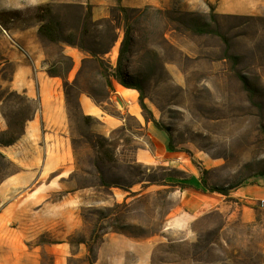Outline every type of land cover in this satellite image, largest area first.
Returning <instances> with one entry per match:
<instances>
[{
	"label": "rangeland",
	"instance_id": "obj_1",
	"mask_svg": "<svg viewBox=\"0 0 264 264\" xmlns=\"http://www.w3.org/2000/svg\"><path fill=\"white\" fill-rule=\"evenodd\" d=\"M44 14L58 22L57 43L37 32ZM86 14L94 35L100 34L96 48L113 64L123 27H130L133 42L124 62L147 111L137 98V115L127 113L115 100L123 101L119 89L103 105V80L93 68L77 74L86 53L63 36ZM196 21L209 22L220 36L194 33ZM13 52L39 59L69 84L77 77V88H68L72 103L66 99L73 169L44 204L78 192L77 206L94 237L114 229L155 236L156 264H264V198L241 197L264 184V0H0L4 129L7 121L24 124L37 105L10 86ZM73 52L77 67L68 69L63 57ZM93 91L94 102L119 121L116 127L75 115L80 93ZM168 136L174 151L166 149ZM17 169L0 163V180ZM202 176L208 186L232 187L224 207L198 216L186 232L165 230L169 213L181 206L179 192L190 187L183 184ZM35 238L55 240L46 232Z\"/></svg>",
	"mask_w": 264,
	"mask_h": 264
},
{
	"label": "crops",
	"instance_id": "obj_2",
	"mask_svg": "<svg viewBox=\"0 0 264 264\" xmlns=\"http://www.w3.org/2000/svg\"><path fill=\"white\" fill-rule=\"evenodd\" d=\"M70 55L76 69L78 56L74 52ZM12 59L15 70L11 88L37 100L38 109L26 120L19 139L0 147V152L18 166L0 181V264H88L92 224L83 222L77 206L79 193H69L54 204H44L51 191L55 187L60 189V183L73 169L61 80L47 75L39 59L21 52H13ZM113 86L115 92L122 87L116 82ZM122 97L126 112L137 115L136 94ZM78 103L81 114L100 118L106 128L119 124L117 118L86 94L78 96ZM110 104V98L103 103ZM4 127L0 116V130ZM191 184L179 192L181 206L171 210L165 230L186 232L198 216L224 207L226 196L207 193L198 185L197 177ZM241 197L264 198V184L252 185ZM45 232L55 240L45 242L35 238ZM158 243L155 236L104 232L95 244L93 264H156L153 252ZM172 263L175 264L174 261L167 264Z\"/></svg>",
	"mask_w": 264,
	"mask_h": 264
},
{
	"label": "trees",
	"instance_id": "obj_3",
	"mask_svg": "<svg viewBox=\"0 0 264 264\" xmlns=\"http://www.w3.org/2000/svg\"><path fill=\"white\" fill-rule=\"evenodd\" d=\"M117 1L120 2V0H117ZM39 21H40V24L37 29L39 36L43 37L49 42L57 43L60 40V37H62V32L59 29L58 22L55 21L53 18H50V17L46 18L45 14L44 16H39ZM91 25H94V24H92L90 20V15L86 14L84 17H81L80 19H78V22L76 23V25H74L69 30V32L65 36H63V42L67 44L73 43L74 46L78 47L81 51L86 53V56H84L80 61V66L77 71V74H80L87 65L91 66L93 68L94 75L98 76L99 78L103 80V86L99 88L98 94L104 95L105 99L107 100L110 98L111 94L115 91L113 82H116L126 88L135 89L138 92L137 98H138V104L140 108L142 109V111H147L146 105L143 102L142 89L140 85L137 84L136 80H133L131 76H129L128 67L126 65V62H124V58L127 55V53H129L130 47L133 42V34L131 33L130 27L128 26V24L127 25L125 24V27H123V35H122V39H121L120 46L118 49V54L113 64L111 61L107 59L105 60L104 58H102L101 56L102 51L96 48V45H98V42L93 39H95L98 33L94 35L93 27L92 28L90 27ZM190 28L194 33H197V34H210V35L220 36L219 32L215 29V27L211 26L209 22L196 21L195 23L191 25ZM92 33L94 36L92 35ZM98 36L100 37V34H98ZM223 40L224 42L226 41L225 38H223ZM63 58H65L68 61V69H71L73 66L72 58L69 56H64ZM46 72L49 76H56L62 79L63 88H65V91H64L65 101L67 99L69 100V102L72 103L74 94L70 95L68 88H70V86L77 88L78 86L77 77L73 79L72 84H69L67 76H63L59 74V72H56V71L46 70ZM241 79L243 80L244 83H246L243 77H241ZM94 93L96 92L95 91L88 92L86 93V95L94 101L95 100ZM22 96L24 98V102L26 103H30L33 101H36L37 103L35 110L24 120L26 122V120L30 119L33 113L37 111L38 101L28 98L27 96H25L24 93H22ZM76 106H78L77 109H80L78 98L76 100ZM76 114L79 115L80 118H82L83 120L90 119V116H85L81 114V111L77 112L75 108V115ZM146 119L151 121L158 130L160 131L166 130V128L161 126L159 122H157L152 116H147ZM24 124L23 122H20L19 120L14 123H12L11 121H7L6 128L0 131V147L9 146L15 143L19 139V137L23 134ZM13 125H17L20 131L15 132L12 129ZM166 149L168 151H174V148L171 145L170 136H168V139H167ZM0 160H1L0 162L1 164L12 165V162L1 152H0ZM5 177L6 176H4V178ZM183 185L191 186L192 184L191 182H188L187 184H183ZM198 185L203 190L209 191L211 193L216 192L224 196H227L228 190L232 188V187H223V186H208L203 176L198 179ZM112 231L122 232L123 230L114 229ZM93 235H94V229L92 230V234H91L92 242L87 245V249L89 252L88 264H93V261L96 257L95 244L97 240L100 238L98 236L94 237Z\"/></svg>",
	"mask_w": 264,
	"mask_h": 264
},
{
	"label": "bare ground",
	"instance_id": "obj_4",
	"mask_svg": "<svg viewBox=\"0 0 264 264\" xmlns=\"http://www.w3.org/2000/svg\"><path fill=\"white\" fill-rule=\"evenodd\" d=\"M119 93L121 95H129V94L133 95V94H135V92L129 93L125 88H122V87H119Z\"/></svg>",
	"mask_w": 264,
	"mask_h": 264
},
{
	"label": "water",
	"instance_id": "obj_5",
	"mask_svg": "<svg viewBox=\"0 0 264 264\" xmlns=\"http://www.w3.org/2000/svg\"><path fill=\"white\" fill-rule=\"evenodd\" d=\"M115 100H116V102H117L120 106H123L122 100L120 99L119 96H116V97H115Z\"/></svg>",
	"mask_w": 264,
	"mask_h": 264
}]
</instances>
